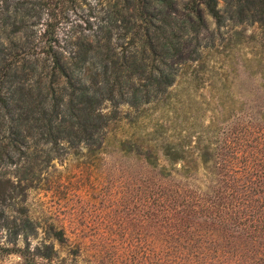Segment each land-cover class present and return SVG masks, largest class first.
Masks as SVG:
<instances>
[{
	"label": "trees",
	"instance_id": "1",
	"mask_svg": "<svg viewBox=\"0 0 264 264\" xmlns=\"http://www.w3.org/2000/svg\"><path fill=\"white\" fill-rule=\"evenodd\" d=\"M117 1L132 46L111 42L115 17L65 44L47 21L36 41L27 24L34 6L0 0V258L102 263L100 249L83 261L69 219L44 218L26 199L37 169L62 150L95 159L111 144L149 172L138 174L136 196L139 229L152 243L148 264H264V0H238L241 10L258 8L244 62L254 84L237 92L229 71L216 73L201 57V9L223 23L216 0H187L179 15L173 0ZM198 73L209 100L194 93ZM210 101L203 123L200 106ZM116 119L133 122L117 139L108 129Z\"/></svg>",
	"mask_w": 264,
	"mask_h": 264
},
{
	"label": "rangeland",
	"instance_id": "2",
	"mask_svg": "<svg viewBox=\"0 0 264 264\" xmlns=\"http://www.w3.org/2000/svg\"><path fill=\"white\" fill-rule=\"evenodd\" d=\"M9 1L12 5L16 0ZM19 1L28 7L34 6L27 24L33 22L36 41H39V35L47 21L54 23L53 28L59 43L65 44L68 35L75 36L79 32H89L88 30L96 31L100 25L109 23L110 18L115 17V26L118 27L111 26V42L116 47L132 46L131 31L127 32L124 29L125 25L119 14H115L120 5L116 0ZM173 1L178 10L177 15L181 14L187 0ZM257 1L260 0H255ZM257 5L264 11V3ZM216 6L224 18L220 26H216L212 17L201 9L206 23V29L198 36L202 45H206L201 57L204 56L208 64L214 66V72L229 71L231 92L246 90L254 84L244 65L245 59L249 58L246 48L249 44L247 35L255 25L249 14L258 7L250 5V8L241 10L238 0H216ZM105 28L103 26L102 30ZM234 30H241L240 37L237 41L233 39L228 41L229 33ZM123 32L126 34L119 37ZM68 46L70 44L67 45V50ZM197 76L199 80L196 82L197 88L194 93L198 95L202 91L209 100V92L205 91L202 85V80L205 79L201 78L199 73ZM200 101L204 102L203 99L198 100L199 103ZM214 106L213 101L200 106L206 109L202 116L203 123L212 116L211 109ZM119 108L125 110L124 106ZM134 119L132 116L131 120ZM127 120L110 123L108 129L115 139L122 138L125 130L131 131L130 123L133 122H128V127ZM198 124L196 121V125ZM7 168L8 171L12 170V166ZM140 173L149 175L135 159L114 151L111 144L104 155L95 159L93 156L84 155L81 149H65L41 169H37V175L31 183L33 189L28 191L26 201L38 215L41 210V216L44 218L69 219L71 225L67 231L73 232L66 233L70 239L79 237L85 244L86 253L83 261H87L95 250L100 249L102 263L98 264H148L146 260L150 259L152 252L151 239L146 235L148 231L143 235V230L139 229L137 223L140 213L139 200L136 198L139 187L137 178ZM94 238L96 241L93 242ZM34 241L30 240L31 246ZM59 249V254H63V250H69L70 247L64 246ZM140 255L141 260H138L136 257ZM0 264H18V258L14 255L5 256L0 258Z\"/></svg>",
	"mask_w": 264,
	"mask_h": 264
}]
</instances>
